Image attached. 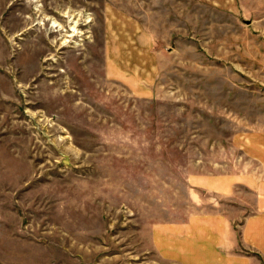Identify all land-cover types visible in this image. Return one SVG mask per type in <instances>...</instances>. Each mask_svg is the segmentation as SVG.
<instances>
[{"label":"rangeland","instance_id":"1","mask_svg":"<svg viewBox=\"0 0 264 264\" xmlns=\"http://www.w3.org/2000/svg\"><path fill=\"white\" fill-rule=\"evenodd\" d=\"M219 172L264 178V0H0V262L178 264Z\"/></svg>","mask_w":264,"mask_h":264},{"label":"crops","instance_id":"2","mask_svg":"<svg viewBox=\"0 0 264 264\" xmlns=\"http://www.w3.org/2000/svg\"><path fill=\"white\" fill-rule=\"evenodd\" d=\"M192 184L225 196H235L244 184L251 196L250 210L242 214L239 208L232 216L225 212L187 216L179 225H170L159 253L178 264H264V178L219 172ZM158 238L163 241L155 234V241Z\"/></svg>","mask_w":264,"mask_h":264}]
</instances>
